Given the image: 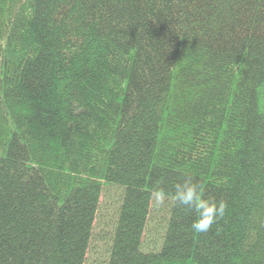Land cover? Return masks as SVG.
Segmentation results:
<instances>
[{"label": "trees", "instance_id": "obj_1", "mask_svg": "<svg viewBox=\"0 0 264 264\" xmlns=\"http://www.w3.org/2000/svg\"><path fill=\"white\" fill-rule=\"evenodd\" d=\"M191 175L223 218L194 233L153 187ZM264 264V0H0V264Z\"/></svg>", "mask_w": 264, "mask_h": 264}, {"label": "clouds", "instance_id": "obj_2", "mask_svg": "<svg viewBox=\"0 0 264 264\" xmlns=\"http://www.w3.org/2000/svg\"><path fill=\"white\" fill-rule=\"evenodd\" d=\"M163 183V179L157 182L150 193V198L156 206H161L170 195L176 206L186 212L194 213L195 218L190 225L194 233L210 231L212 226L225 215L227 201L206 198L201 185L191 175H184L173 185L171 192L161 186Z\"/></svg>", "mask_w": 264, "mask_h": 264}, {"label": "rangeland", "instance_id": "obj_3", "mask_svg": "<svg viewBox=\"0 0 264 264\" xmlns=\"http://www.w3.org/2000/svg\"><path fill=\"white\" fill-rule=\"evenodd\" d=\"M120 190L112 189L110 193H103L100 198L101 204L96 215L90 247L86 253L84 264H106L108 259V245L111 228L115 220V212L118 205ZM163 206L153 207L147 223V230L144 237L156 243L164 228L166 214Z\"/></svg>", "mask_w": 264, "mask_h": 264}]
</instances>
